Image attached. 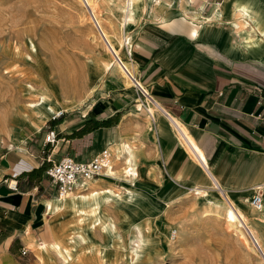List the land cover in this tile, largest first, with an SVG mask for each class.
<instances>
[{
  "label": "crops",
  "instance_id": "obj_1",
  "mask_svg": "<svg viewBox=\"0 0 264 264\" xmlns=\"http://www.w3.org/2000/svg\"><path fill=\"white\" fill-rule=\"evenodd\" d=\"M144 2L146 13L130 31V60L124 52L120 61L165 110L160 114L184 125L210 175L175 131L158 122L161 155L166 169L172 168L167 173L202 188L209 183L213 187L214 179L234 197L249 196L251 187L264 188V129L259 119L264 111V0ZM98 94L84 112L68 120L65 113L50 116L43 130L25 132L14 141L7 137L9 144L0 149V181L14 184L9 188L0 182V264H34L32 248L62 246L56 241L66 217L60 207L75 208L84 195L98 192L57 198L54 183L44 174L47 153L52 160L68 155L84 161L123 142L120 116L134 104L135 90L115 74ZM48 130L56 135L53 146L43 140ZM98 176L76 188L88 189ZM100 176L113 179V168Z\"/></svg>",
  "mask_w": 264,
  "mask_h": 264
},
{
  "label": "rangeland",
  "instance_id": "obj_2",
  "mask_svg": "<svg viewBox=\"0 0 264 264\" xmlns=\"http://www.w3.org/2000/svg\"><path fill=\"white\" fill-rule=\"evenodd\" d=\"M124 3L0 0V149L9 144L7 137L14 141L25 132L43 130L48 124L44 120L61 110L68 120L99 96L113 71L108 67L124 55ZM143 15L129 24L130 44L132 25ZM115 74L131 86L128 78ZM45 86L54 87L58 96ZM139 104L137 96L130 106L133 114L128 109L120 116L123 144L117 146L121 150L105 147L114 178L98 176L88 189L72 190L73 194L97 190L96 208L84 202L75 208L60 207L59 213L66 217L56 241H62L64 257L52 247L44 251L34 247V264H264L263 242L251 238L254 231L264 235V222L249 230L229 226L220 206L225 199L208 181L202 188L169 175L167 169L172 172V168L166 169L161 155L157 124L164 123L173 133L171 123L158 112L153 123ZM126 166L132 170L127 172ZM249 196L229 195L255 221L261 210L250 205ZM213 198L221 202H209Z\"/></svg>",
  "mask_w": 264,
  "mask_h": 264
},
{
  "label": "built area",
  "instance_id": "obj_3",
  "mask_svg": "<svg viewBox=\"0 0 264 264\" xmlns=\"http://www.w3.org/2000/svg\"><path fill=\"white\" fill-rule=\"evenodd\" d=\"M122 48L125 55L130 60L131 57V44L126 38L122 41ZM118 59V58H117ZM120 68L126 73L131 83L132 88L135 90L137 96L140 99V104L143 107L148 119L153 120L154 115L158 113H166L165 110L159 105L156 99L149 94L146 87L139 81L135 74L130 73L125 67L124 63L118 59ZM260 126L264 129V111L260 115ZM44 143L53 144L56 141V135L52 130L45 132L43 136ZM45 160L48 165L44 169V174L54 183L56 189L57 198H62L71 193L75 186V181L78 179L89 180L93 177L98 176L110 165V152L107 148H102L100 151L95 153L90 159L84 161H77L71 156L63 155L57 160H52L49 157V153L45 156ZM205 172L209 175L206 164L203 163ZM3 179L0 182H5ZM5 184L9 188H14V184L9 181ZM212 185L217 189L223 197H226L223 190L216 184L212 179ZM249 202L251 206L258 209L261 204L260 194L253 193L249 196ZM173 235V233H172ZM171 235V236H172Z\"/></svg>",
  "mask_w": 264,
  "mask_h": 264
},
{
  "label": "bare ground",
  "instance_id": "obj_4",
  "mask_svg": "<svg viewBox=\"0 0 264 264\" xmlns=\"http://www.w3.org/2000/svg\"><path fill=\"white\" fill-rule=\"evenodd\" d=\"M87 4L90 6V0H86ZM120 2V1H119ZM144 0H125V3L123 4L122 6V10L124 12L123 14V20H122V29H123V40L124 38L127 39V41L129 42L130 40V37H128V34H127V29L129 27V24L136 18V16L138 14H141L144 12ZM92 11V10H91ZM94 15V14H93ZM95 18V17H94ZM140 18V17H139ZM134 22V21H133ZM111 45V44H110ZM112 48V47H111ZM113 49V48H112ZM115 56V55H113ZM115 58V57H114ZM118 59H121L119 56L117 57ZM115 58V61H113L110 66L108 67V69H113L112 73H111V76L114 75L115 72H119L121 74V77L123 78V80L125 78H128V76L126 75V73L120 68L119 66V61L118 59ZM124 63V62H123ZM125 67L127 68V70L134 74L133 73V70L132 68H129L127 64H125ZM129 79V78H128ZM29 90L30 92L32 93H35V88L33 86H29ZM45 89L51 91L56 97L58 96V91L52 87V88H48L47 86H45ZM46 90V91H47ZM51 95V94H50ZM52 97V96H51ZM41 100L42 102H44L45 100H43V96H41ZM51 99V98H50ZM31 105V104H30ZM37 106V105H36ZM54 106V105H53ZM47 107V106H46ZM49 107V106H48ZM51 108V107H50ZM49 108V109H50ZM36 109V108H35ZM42 111V110H41ZM62 112L64 111H58L56 113L55 116L57 115H60ZM47 115V114H46ZM170 115V114H169ZM168 114L166 115V117L168 116L170 118V123H171V128L173 129V131H175L178 135H179V139L181 140V144L182 146H186V150L188 151V153L193 156L194 158H196L197 161H199V163H201L203 165L204 161H203V157H202V154L200 152V149L199 147L197 146V144L195 143L194 139L191 137V135L189 134V132L187 131V129L184 127L183 124H181L176 118H174L173 116H169ZM167 117V118H168ZM169 120V119H168ZM123 144V142H122ZM111 157V156H110ZM111 165H109L106 169H108ZM127 168V166H126ZM105 169V170H106ZM128 169V168H127ZM104 170V171H105ZM126 170V169H125ZM132 170V168L130 167L127 172H130ZM102 171L99 176L104 172ZM134 173L135 174V171L131 172V174ZM95 179V178H94ZM90 180V179H89ZM83 181H88V180H83V179H78L75 181V186L73 188L76 187V185L78 183H81ZM263 185H261L260 187H251L250 188V192L253 193H259L260 194V199H261V204H260V207L256 210H261L262 207H263V194H262V190L260 188H262ZM73 192L71 191L70 194H72ZM69 194V195H70ZM96 195H98V192H93L91 193L89 196L87 195H84L82 197V202L84 203H87L90 208H93L95 209L96 208V200H95V197ZM222 195V194H221ZM226 197H224V202H221V199L218 198H213L211 200H209V202H212L214 199H216L217 201L221 202L220 206L222 208H224V216H225V220L228 222L229 226H235V227H243L248 229L252 226V225H261L262 222H264V210H261L260 211V217L258 220L255 219V221L252 219V217H248L245 215L244 211L239 208L238 206L235 205V203L229 198V196H227V194H225ZM91 198V199H89ZM246 201L248 200V198L246 197L245 198ZM71 203H75L73 200L70 201ZM250 203V202H249ZM251 205V204H250ZM82 211V210H80ZM258 218V217H257ZM237 229V228H236ZM254 229V228H252ZM255 230V229H254ZM246 232V231H244ZM251 232V231H250ZM247 233V232H246ZM252 236L251 238H254V240L256 242H263L262 246L264 247V235L263 233L261 232H258V231H254L253 233L251 232ZM248 235V234H247ZM250 237V236H249ZM54 249L56 250L57 253H59L61 256H63L62 254V249H63V246H60L59 243H56L54 246ZM260 250V249H259ZM66 252V251H65ZM64 257V256H63Z\"/></svg>",
  "mask_w": 264,
  "mask_h": 264
}]
</instances>
